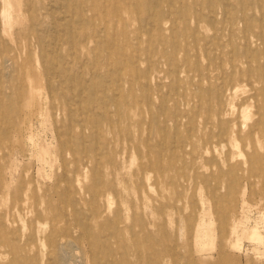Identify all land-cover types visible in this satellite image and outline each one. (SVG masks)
I'll use <instances>...</instances> for the list:
<instances>
[{"label": "rangeland", "instance_id": "374dc122", "mask_svg": "<svg viewBox=\"0 0 264 264\" xmlns=\"http://www.w3.org/2000/svg\"><path fill=\"white\" fill-rule=\"evenodd\" d=\"M247 1L0 0V264H264Z\"/></svg>", "mask_w": 264, "mask_h": 264}, {"label": "bare ground", "instance_id": "6f19581e", "mask_svg": "<svg viewBox=\"0 0 264 264\" xmlns=\"http://www.w3.org/2000/svg\"><path fill=\"white\" fill-rule=\"evenodd\" d=\"M51 3H53V2H51ZM62 3V2H61ZM210 3V2H209ZM156 4V3H155ZM158 4V3H157ZM241 4H243V3H241ZM254 4H257V6L259 7V9L262 11L263 10V8H264V4H263V0H258V2H256V3H251V2H249V1H247V4H245V5H240V7H241V9L243 10V15L245 14V20L247 21V25H246V28H249L250 27V23H249V16L247 15V11H246V9L247 8H249V6H251V5H254ZM225 5V4H224ZM61 6V5H60ZM229 6H230V4H229ZM49 9H51V8H49ZM160 10H161V8H159ZM76 11V10H75ZM226 11V10H225ZM35 12V11H34ZM74 12V11H73ZM263 12V11H262ZM36 13V12H35ZM150 13V12H149ZM2 14H4L5 16L8 14L7 13V10L6 9H4L3 10V13ZM74 14V13H73ZM159 14V13H158ZM54 15V14H53ZM179 15L182 17V20L183 21H185L186 19L188 20L189 19V17H187L185 14H184V12H180L179 13ZM202 14H199V13H197V12H195L194 14H193V18H195V19H200V17H202L201 16ZM227 15V14H226ZM170 16V15H169ZM211 15L209 14L208 15V18L210 17ZM54 18V17H53ZM52 18V19H53ZM151 20V19H150ZM210 20V19H209ZM215 20V19H214ZM233 20V19H232ZM148 21V20H147ZM152 22V21H151ZM232 24H233V22H232ZM146 27V26H145ZM154 27V26H153ZM116 28V27H115ZM62 29V28H61ZM64 29V28H63ZM40 30V29H39ZM146 30H147V28H146ZM41 31V30H40ZM71 31V30H70ZM58 32V31H57ZM251 34H253V33H251ZM39 35V34H38ZM57 37V36H56ZM115 37V36H114ZM243 38L247 41L248 40V38H247V36H243ZM57 39V38H56ZM55 40V39H54ZM64 40V39H63ZM55 42V41H54ZM72 42V41H71ZM56 43V42H55ZM73 44V43H72ZM197 44V43H196ZM208 44V43H207ZM178 47L180 46V44H178L177 45ZM78 47V46H77ZM58 48V47H57ZM62 48V47H61ZM208 48V47H207ZM57 51H58V49H57ZM60 51V50H59ZM58 51V52H59ZM42 52V51H41ZM63 52V51H62ZM46 53H44V56H46L45 55ZM61 54V53H60ZM207 54V53H206ZM41 55H43V54H41ZM41 55H40V57H41ZM50 57V56H49ZM62 57V56H61ZM17 58V57H16ZM51 58V57H50ZM7 58H5V60H6ZM44 59V58H43ZM9 60V59H8ZM1 61L2 62H4V57L3 56H1ZM9 62V61H8ZM45 63V62H44ZM58 64V63H57ZM66 64V63H65ZM50 65V64H49ZM221 65V64H220ZM44 67H45V65H43ZM57 67V66H56ZM7 68H9V67H7ZM14 68V67H13ZM19 68V67H18ZM46 68V67H45ZM68 68V67H67ZM82 68V67H81ZM222 68V67H221ZM70 69V68H69ZM14 70V69H13ZM46 70H47V68H46ZM56 70V69H55ZM15 73V71L13 72V74ZM15 76V75H14ZM48 76V75H47ZM58 78V77H57ZM57 78H55V79H57ZM58 80V79H57ZM55 81V80H54ZM52 82V81H51ZM58 82V81H57ZM51 84V83H50ZM72 84V83H71ZM80 84V83H79ZM85 85V84H84ZM75 88V87H74ZM69 89H71L72 90V88H70L69 87ZM76 89V88H75ZM81 89V88H80ZM179 89V88H178ZM9 90V89H8ZM61 90V89H60ZM82 90H83V88H82ZM6 91H7V89H6ZM73 91V90H72ZM80 91V90H79ZM49 92V91H48ZM62 92H63V90H62ZM76 92L78 93V88L76 89ZM169 92V91H168ZM80 93V92H79ZM74 94V93H73ZM76 94V93H75ZM81 94H83V93H81ZM78 95V94H77ZM85 96V95H84ZM101 96V95H100ZM102 97V96H101ZM65 98V97H64ZM72 98H75V97H72ZM77 98V100H78V97H76ZM66 99H67V97H66ZM114 105V104H113ZM116 105V104H115ZM85 106V105H84ZM86 107V106H85ZM107 110V109H106ZM82 113V112H81ZM88 113V112H87ZM258 113V112H257ZM3 114V113H2ZM256 114V113H255ZM82 115V114H81ZM80 115V116H81ZM257 115V114H256ZM69 122H71V121H69ZM1 124V123H0ZM71 125V124H70ZM69 126V125H68ZM1 127H2V125H1ZM5 127H7V126H5ZM71 128H72V126H71ZM8 129V128H7ZM82 130H83V128H82ZM1 131H2V129H1ZM71 132V131H70ZM3 133V132H2ZM70 135V134H69ZM176 136V135H175ZM174 136V137H175ZM175 139V138H174ZM84 140V139H83ZM232 140V139H231ZM165 142V141H164ZM175 142V141H174ZM82 143H84V141L82 142ZM165 144H166V142H165ZM156 149V148H155ZM156 150H158V149H156ZM161 153H163L162 151H161ZM162 160V159H161ZM232 185V184H231ZM229 196H230V194H229ZM65 201H66V199H65ZM69 222V221H68ZM4 223V222H3ZM77 223V222H76ZM77 226V225H76ZM78 227V226H77ZM1 238V237H0ZM73 238V237H72ZM72 240V239H71ZM61 249H63V248H61ZM60 255V254H59ZM101 255H99V257H100ZM103 256V255H102ZM49 260H51V259H49ZM39 261V260H38ZM52 261V260H51ZM36 262V261H35Z\"/></svg>", "mask_w": 264, "mask_h": 264}]
</instances>
